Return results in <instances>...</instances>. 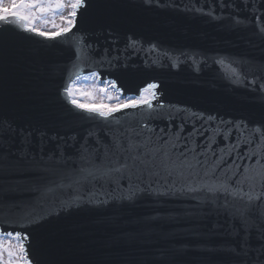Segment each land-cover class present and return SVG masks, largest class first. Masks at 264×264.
<instances>
[{
    "label": "water",
    "instance_id": "water-1",
    "mask_svg": "<svg viewBox=\"0 0 264 264\" xmlns=\"http://www.w3.org/2000/svg\"><path fill=\"white\" fill-rule=\"evenodd\" d=\"M86 4L72 32L56 40L10 25L0 29L3 230H20L16 225L35 219L17 205L40 199L46 219L27 229L32 264H264V205L246 209V197L219 190L231 177L227 182L249 195L264 191L256 175L264 171V154L259 165L257 158L244 156L256 144L241 143L227 154L240 135L238 123L249 128L264 123V2ZM79 36L92 45L90 58L80 62V75L97 72L101 83L115 80L122 97L138 95L155 82L159 99L173 106L165 107V118L150 120L149 110L141 108L105 120L72 106L62 93L75 72ZM130 39L137 43L131 45ZM220 59L224 65L216 62ZM229 64L243 68L242 82H236ZM181 123L176 146L161 147L163 141L155 140L163 135L160 129L175 130ZM193 127L203 135L189 139ZM133 129L142 131L138 140L152 137L148 147L160 148L158 158L170 150V165L175 161L176 166L103 174L119 166L113 163L123 155L116 142L126 147ZM209 137L214 143L205 151ZM182 152L181 166L176 156ZM189 164L199 176L190 175ZM241 176L251 179L238 186ZM37 185L40 191L34 190Z\"/></svg>",
    "mask_w": 264,
    "mask_h": 264
},
{
    "label": "snow or ice",
    "instance_id": "snow-or-ice-1",
    "mask_svg": "<svg viewBox=\"0 0 264 264\" xmlns=\"http://www.w3.org/2000/svg\"><path fill=\"white\" fill-rule=\"evenodd\" d=\"M221 2H223V0H221ZM243 2L247 6L248 0H243ZM261 2H264V0H261ZM65 8L69 9L67 16L62 14ZM86 8V0H68V2H65V0H7V3H5V0H0V29H2L4 25H10L23 32L43 37L45 40H56L58 37H66V34L72 32V29L76 26L78 11L81 9L86 10ZM57 14H60V23H56L55 17ZM49 17L51 18L49 19ZM256 19L259 21L261 17L257 16ZM38 22L44 25L50 24L51 28L55 29V31H45L41 27H37ZM260 31L264 32V27H262ZM77 39L79 41V47L76 53L77 60L73 63L75 72L69 73L68 81L65 83L62 93L72 106L76 109L87 112L89 115L99 116L105 120L113 117L117 112H123L126 109L141 108L149 110L150 120H163L165 118L163 110L165 107L172 108L173 106H166L159 99V93L156 91L158 85L155 82L149 83L145 87L139 89L138 95H130L121 99L123 96V90L118 88L116 81H104L106 87L101 88L98 91L107 93V86L110 85L118 95L116 97L108 95L107 100L109 103L104 104L103 100H101L100 107L91 106L96 102L97 90L95 88L90 90L85 88H75V92L79 93V97L84 98L87 101L86 103H81L80 99L74 95L73 88L74 85L81 80L87 81L89 78L88 76L82 77L79 73L81 71L80 62H85L90 58L92 45L83 43L85 36H79ZM135 43L137 42L130 39L131 45H134ZM216 62L221 65H224L225 63L224 59H220ZM235 63L238 64L240 62L236 61ZM228 68L230 69L231 74L236 76V82H242L241 77L244 74L243 68L234 67L232 64H229ZM89 75L93 78L99 79V73L97 72H91ZM73 77H75V79H73ZM251 83H255V81H251ZM260 89L264 91V84L260 85ZM113 100H116L117 102L111 103ZM157 109H160V111L158 112ZM177 111L186 110L177 109ZM167 116L174 119L171 111L167 113ZM207 119L210 121L215 118L209 116ZM144 128H147L150 132L153 131L149 124H145ZM168 128L171 129V125H169ZM236 128L240 135L237 136L235 144L228 146L227 154H231V152L238 148L241 143L249 146L256 144V148L253 149L252 147H249L248 151L244 153V156L248 158H257L256 162L259 165L260 158H262V154H264V123L257 124L251 128H249L247 124H244L243 127H241V124L238 123ZM183 131V123L177 125L175 130H166L162 128L160 129V133L163 135H156L155 140L163 141L161 147L169 144L172 145V147H175L176 141L181 139ZM216 131L217 130H213V136H215ZM244 131H248L249 133L247 138L243 137ZM130 133V136L125 137L127 140L126 147L120 145L118 141L116 142L117 152L122 153L123 155H118L113 163L118 164L119 166L105 170L103 174H108L112 171H131V169H135L137 172L156 168L168 170L170 166H176L175 161H171L170 165V150L165 151L164 155L158 158L157 153L160 152V148L148 147L149 144L154 143L152 137L138 140L137 138L142 135V131L136 132L133 129L130 130ZM195 134L203 135V133L193 127L192 132L188 134V138L191 139ZM91 135L92 133H89V136ZM120 135L123 136L124 133H121ZM164 136H167L166 140L163 138ZM225 139H227L226 136ZM212 143H214V139L213 137H209V146L205 151L211 150ZM141 148H143L144 151H140ZM187 151H189V149L185 148V152ZM220 151L224 152V149H220ZM181 156H184L183 152L176 156V160L180 161V165L182 166L185 161L180 159ZM193 159H195V157H193ZM121 160H123L122 163ZM218 160L223 162V156L219 157ZM196 163L199 164V161ZM188 167L193 169L190 175L194 177L199 176V172L195 170L193 165L189 164ZM261 169L264 170V165H261ZM44 171H48V169H44ZM97 171H99V169H97ZM149 175H158V173L149 171ZM232 175L235 176L236 173H233ZM256 175L261 176L262 188H264V171L257 172ZM246 179L250 180L251 178L241 176L239 179L235 180V184L238 186L243 185ZM228 180H231V177H226L225 182L219 185V190H222L226 196H239L240 199L246 197L248 201L245 206L246 209L259 208L261 205H264V191H261L256 196H252L244 192L242 187L233 188L232 185L227 182ZM34 190L40 191V186L37 185ZM215 190L217 189L209 188V191ZM17 207H20L28 217H35V219H30L29 224L16 225L20 230L14 231H5L3 230L4 226L0 224V264H32V259L29 257L30 239L27 229L30 224H38L41 220L46 219V216L42 214L43 206L40 199H37L33 204L24 206L17 205Z\"/></svg>",
    "mask_w": 264,
    "mask_h": 264
},
{
    "label": "rangeland",
    "instance_id": "rangeland-1",
    "mask_svg": "<svg viewBox=\"0 0 264 264\" xmlns=\"http://www.w3.org/2000/svg\"><path fill=\"white\" fill-rule=\"evenodd\" d=\"M65 2H68V0H65ZM5 3H7V0H5ZM68 11H69V9L65 8L62 14L67 16ZM50 18L51 17H49V19ZM55 20H56V23H60V14L56 15ZM37 27H41L45 31H55V29L51 28L50 24L44 25V24L38 22ZM83 76H88L89 77L88 80L87 81L81 80L79 83L75 84L74 88H73L74 95H76L80 99L81 103H86L87 101H86V99L79 97V93L75 92V88H85L88 90L95 88L97 90L96 91V102L91 105L94 107H100L101 106V103H100L101 100H103L104 104L109 103V101L107 100L108 95H111L113 97H116L118 95V93L114 89H112L110 85L107 86V88H108L107 93L99 92L98 91L99 89L106 87L105 83L100 84L98 79L91 77L89 74H85ZM121 99H123V98L121 97ZM116 102H117L116 100L111 101V103H116Z\"/></svg>",
    "mask_w": 264,
    "mask_h": 264
}]
</instances>
